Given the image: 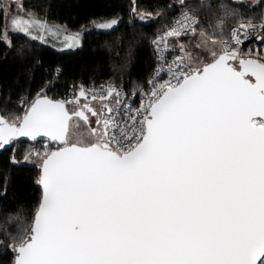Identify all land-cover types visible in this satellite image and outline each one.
I'll list each match as a JSON object with an SVG mask.
<instances>
[{
	"label": "snow or ice",
	"instance_id": "obj_1",
	"mask_svg": "<svg viewBox=\"0 0 264 264\" xmlns=\"http://www.w3.org/2000/svg\"><path fill=\"white\" fill-rule=\"evenodd\" d=\"M15 3L16 12L0 4V42L21 60L30 50L12 42L17 32L82 46L86 25L72 31L47 9L21 14ZM178 6L179 18L151 39L152 75L131 94L109 78L49 95L57 67L35 95L20 97L22 114L0 109V149L20 137L43 141L23 158L38 169L39 198L4 219L16 225L4 228L10 243L0 242L12 264H264V53L240 50L257 27L264 43V18L254 24L225 4L202 18L212 0ZM163 11L134 3L131 14L153 21ZM120 22L116 13L89 24L111 31Z\"/></svg>",
	"mask_w": 264,
	"mask_h": 264
},
{
	"label": "trees",
	"instance_id": "obj_2",
	"mask_svg": "<svg viewBox=\"0 0 264 264\" xmlns=\"http://www.w3.org/2000/svg\"><path fill=\"white\" fill-rule=\"evenodd\" d=\"M4 1L0 0V4H4ZM21 1L26 11L34 10L43 15V9H47L50 19L67 22L72 31H77L81 24L86 25L87 30L82 46L66 51L51 44L29 42L18 32L12 34L10 39L15 45L24 44L30 50V55L24 60L16 55L13 48L0 42V109L6 107L17 114L23 111L17 107L20 97L27 95L28 91L35 95L45 81L53 80L57 67L62 69V73L54 81L55 87L49 90V95L62 96L74 82L100 84L112 78L132 89L134 82L147 81L155 64L151 39L181 10L178 6L180 0ZM134 3L141 11H164L153 21H141L131 14ZM212 3L213 10H201L202 18L207 16L213 19L221 4L238 7L245 20H258L264 11V0H212ZM116 13L121 22L115 30H98L89 24L93 19L99 22ZM3 25L4 21L0 18V32ZM233 26L235 22H230L229 27ZM42 145L43 141L18 139L11 147L0 150V242L4 244L10 243L4 235V228L16 231L15 224L4 223L9 210H15L20 203L30 206L39 198L41 189L36 183L38 169L34 163L26 162L23 158L33 149L42 151ZM13 149L16 150L18 163L11 161ZM5 185L6 197L2 195ZM12 260L13 253L6 247H0V264H12Z\"/></svg>",
	"mask_w": 264,
	"mask_h": 264
},
{
	"label": "built area",
	"instance_id": "obj_3",
	"mask_svg": "<svg viewBox=\"0 0 264 264\" xmlns=\"http://www.w3.org/2000/svg\"><path fill=\"white\" fill-rule=\"evenodd\" d=\"M180 12H181V10L170 20V22L167 25L171 24L174 19H178L179 15H180ZM262 18H264V11L262 13V16L258 20H252V21H253L254 24L259 25L261 20H262ZM163 29L160 30L159 32H162ZM260 31H261L260 28L257 27L255 32L250 33L249 37L247 39L243 40V43L240 45V50H241L242 54L247 55L249 53V51H251L253 56H255V54L257 52L264 53V43H261L260 39L258 38L259 35H260ZM168 39H169V42L171 43L172 38H168ZM152 48H153V46H152ZM166 54L168 56V59L170 60L174 53L170 49ZM175 54H179V53L176 52ZM154 60H155V64H154L153 71H154V69L156 67V57H155V55H154ZM153 71H152V73H153ZM164 78H167L166 75L164 76ZM97 85H99V84H97ZM125 91H127L129 94H131L132 89H128V88L125 87ZM132 99L135 101L133 106H138V104H139V95H137L136 97H133Z\"/></svg>",
	"mask_w": 264,
	"mask_h": 264
},
{
	"label": "rangeland",
	"instance_id": "obj_4",
	"mask_svg": "<svg viewBox=\"0 0 264 264\" xmlns=\"http://www.w3.org/2000/svg\"><path fill=\"white\" fill-rule=\"evenodd\" d=\"M7 2H11L12 3V11L13 12H16L17 9H16V3H15V0H5L4 3H7ZM21 4H22V1L20 0ZM27 11L23 8V12L21 14H24L26 13ZM94 28V27H93ZM171 43H174L173 40L171 41ZM48 44H51L52 45V42L50 41ZM55 47H57L58 49L60 50H69V49H73V48H63L62 45L59 43V42H56L55 43ZM86 132V129L84 127H80V128H77L74 130V134L75 135H81L83 133ZM30 163H33V162H30Z\"/></svg>",
	"mask_w": 264,
	"mask_h": 264
},
{
	"label": "water",
	"instance_id": "obj_5",
	"mask_svg": "<svg viewBox=\"0 0 264 264\" xmlns=\"http://www.w3.org/2000/svg\"><path fill=\"white\" fill-rule=\"evenodd\" d=\"M18 139H26V140H30L29 138H27V137H20V138H18ZM17 139V140H18ZM42 141V140H41ZM12 145V144H11ZM11 145L10 146H6V148H9V147H11ZM5 148V149H6ZM5 149H0V150H5Z\"/></svg>",
	"mask_w": 264,
	"mask_h": 264
},
{
	"label": "crops",
	"instance_id": "obj_6",
	"mask_svg": "<svg viewBox=\"0 0 264 264\" xmlns=\"http://www.w3.org/2000/svg\"><path fill=\"white\" fill-rule=\"evenodd\" d=\"M173 40V39H172ZM77 48V47H76ZM74 49V48H73ZM70 50V49H69Z\"/></svg>",
	"mask_w": 264,
	"mask_h": 264
}]
</instances>
